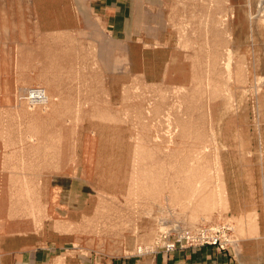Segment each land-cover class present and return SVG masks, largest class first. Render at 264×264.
Masks as SVG:
<instances>
[{
  "label": "rangeland",
  "instance_id": "obj_1",
  "mask_svg": "<svg viewBox=\"0 0 264 264\" xmlns=\"http://www.w3.org/2000/svg\"><path fill=\"white\" fill-rule=\"evenodd\" d=\"M154 2L147 81L83 0H0V264H264V0Z\"/></svg>",
  "mask_w": 264,
  "mask_h": 264
},
{
  "label": "crops",
  "instance_id": "obj_2",
  "mask_svg": "<svg viewBox=\"0 0 264 264\" xmlns=\"http://www.w3.org/2000/svg\"><path fill=\"white\" fill-rule=\"evenodd\" d=\"M104 33L121 50L128 68L147 81L158 80L169 57L167 18L164 5L148 0H83ZM155 42L161 44L154 46ZM210 248L177 250L166 258L159 254L155 264H211Z\"/></svg>",
  "mask_w": 264,
  "mask_h": 264
},
{
  "label": "bare ground",
  "instance_id": "obj_3",
  "mask_svg": "<svg viewBox=\"0 0 264 264\" xmlns=\"http://www.w3.org/2000/svg\"><path fill=\"white\" fill-rule=\"evenodd\" d=\"M8 176V175H7ZM24 180V179H23ZM31 199V198H30ZM31 203V202H30ZM32 218V217H31Z\"/></svg>",
  "mask_w": 264,
  "mask_h": 264
}]
</instances>
